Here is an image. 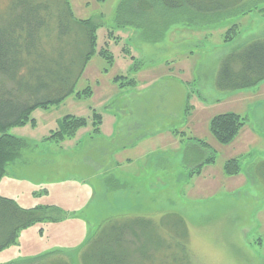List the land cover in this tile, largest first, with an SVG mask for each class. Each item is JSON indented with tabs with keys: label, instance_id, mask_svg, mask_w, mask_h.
<instances>
[{
	"label": "rangeland",
	"instance_id": "obj_1",
	"mask_svg": "<svg viewBox=\"0 0 264 264\" xmlns=\"http://www.w3.org/2000/svg\"><path fill=\"white\" fill-rule=\"evenodd\" d=\"M28 1L45 3L54 14L59 2ZM65 1L75 19L96 25L95 54L77 76L80 56L87 49L82 35L88 26L74 24L66 16L61 22L52 19L49 26L52 24L61 43L46 46L44 58L59 47L57 51L66 56L59 63L62 77L65 66L74 59L75 75L67 76L75 85L72 94L58 104L34 108L30 112L33 123L6 130L23 138L26 146L0 177V196L13 199L20 207L56 205L62 211L44 212L58 217L54 222L43 219L19 230L16 243L0 251V264H24L40 257L48 259L44 264H83L81 255L87 253V243L97 233L136 217L151 220L163 237L175 235L174 240L182 241L190 264H264V153L260 154L264 143L253 150L252 165L242 157L264 137L258 138L243 125L235 138L223 145L208 131L210 117L223 109L243 111L245 122L253 125L254 106L264 100V85L258 92L253 86L250 93L237 99L207 104L226 97L215 86L219 61L242 43L264 38V0H245L213 16L188 9L174 12L161 0ZM15 2L0 0L1 26L12 19L10 6ZM233 26L234 35L225 41V33ZM181 30L186 34L181 36ZM132 31L137 36L130 41L127 33ZM177 41L190 46L181 51L170 49ZM132 42L136 48L141 45L139 52ZM103 47L113 58L109 65L102 58ZM45 59L33 58L29 70L40 62L57 76L60 68ZM71 65L72 73L75 68ZM138 70L140 75L131 72ZM17 81L33 83L28 74L18 76ZM0 88V94L2 90L16 94L15 84L1 77ZM187 96L192 108L186 110ZM13 100L8 103L20 101ZM95 112L101 117L98 132H93L92 126ZM65 115L84 117L87 125L72 137L55 142L50 136ZM182 128L184 136L180 134L174 141ZM99 132L111 135L110 139ZM188 138L208 145L202 148L211 163L198 168L190 164ZM120 146L127 149L121 155ZM125 156L137 159L128 172L131 176L122 180L115 177L113 170L118 169H114L113 160ZM229 159H236L235 175L224 172ZM173 251L168 252L166 262H172ZM182 252L176 251L180 257Z\"/></svg>",
	"mask_w": 264,
	"mask_h": 264
},
{
	"label": "trees",
	"instance_id": "obj_2",
	"mask_svg": "<svg viewBox=\"0 0 264 264\" xmlns=\"http://www.w3.org/2000/svg\"><path fill=\"white\" fill-rule=\"evenodd\" d=\"M15 1L14 5L10 6L9 14L12 15V19L7 21L5 26L0 25V77L14 83L15 91H13L16 92L15 96L9 94V91L3 90L0 94V177L5 170V166L18 158L20 150L26 146V141L23 138L7 133L6 130L9 127L23 126L29 122L33 123L30 112L34 108L45 109L50 105L58 104L65 97L72 94L75 85V82L70 81L67 76L69 73L75 75L76 68L72 66L74 59H71L65 66L64 77H62L63 68L59 63H62V56L64 55V59L66 56L63 52L57 51L59 47L53 48L51 57L44 58L46 51L44 48L46 46L51 48L56 43L58 45L61 43L60 36L55 35L52 24L51 27L49 26L52 19L61 22L66 16L74 24H83V27L88 26L86 27V35H82L87 49L80 56L77 76L85 68L91 56L95 54L94 30L96 25L88 20L75 19L72 12H70L67 1L59 0V2H56L58 7L56 14L45 3L38 1L29 3L28 0ZM243 2L244 0H161L165 8L173 9L174 12L180 9H188L208 16L232 10ZM62 8L65 9V12H62ZM66 10H68V13ZM234 28V26L231 27L225 33V41L232 38L235 33ZM103 49L102 58L109 65L112 63L113 58L106 55V48L103 47ZM33 58L45 59L47 63H54V66L60 68L57 71L59 77L40 62L29 70L28 65ZM70 65L75 68L72 73L69 70ZM23 74H28V79L33 83H29V81L19 84L17 78ZM45 80L49 81L46 83ZM263 80L264 38H260L231 51L219 61L215 86L220 91H236L251 88ZM60 88L64 89L60 90V94L57 93L59 95L54 92L55 96L39 98V96L49 91H58ZM16 98L20 101H15V104L8 103ZM188 100L189 97L187 96L184 108L186 110L191 107ZM245 120V117L234 112L215 114L209 120L208 131L218 143L226 145L235 138L238 131L245 124ZM100 123V114L93 113V132H98ZM58 125L56 131L50 136V139L55 142L72 137L78 129L87 125V120L84 117L65 115L59 118ZM181 133L178 132V134ZM188 139L196 144L195 151L192 153L193 160L189 161L190 164L198 168L203 164L211 163V160L205 157V151L202 148V146L208 147V145L201 139ZM223 169L226 175L237 174L236 159L227 160ZM48 210L62 211L56 205H36L23 208L17 205L13 199L0 196V251L16 243L19 230L36 222H41L43 219L56 221L58 217L53 218L46 213L44 215V212ZM130 219L126 224L105 227L97 233L87 243V246L85 245L87 253H82L81 262L83 264H190V259L184 252V245L180 243L182 241L174 240L176 239L175 235L163 237L160 232L158 234L149 219L140 217ZM180 227H182V224ZM182 229L180 234L183 237L184 228ZM128 236L132 239L129 240ZM178 248L184 252V254L182 252V257L176 253ZM170 250H174L171 255L172 262H166ZM158 255L159 257L164 256L165 259L160 261ZM45 260L48 259L40 257L30 259L24 264H44ZM12 264L23 263L13 262Z\"/></svg>",
	"mask_w": 264,
	"mask_h": 264
},
{
	"label": "crops",
	"instance_id": "obj_3",
	"mask_svg": "<svg viewBox=\"0 0 264 264\" xmlns=\"http://www.w3.org/2000/svg\"><path fill=\"white\" fill-rule=\"evenodd\" d=\"M245 1V0H244ZM242 4V3H241ZM240 4V5H241ZM238 7V6H237ZM234 8H236V7H234ZM189 11H191L192 13H195V14H200V13H198V12H196V11H193V10H189ZM226 12V11H225ZM222 14V13H221ZM203 15V14H202ZM186 26V25H185ZM187 26H191V25H187ZM189 31H191V30H189ZM188 32V31H187ZM179 33H180V35L182 36V35H184V34H186V32H182V30L181 31H179ZM178 34V33H177ZM127 35H128V37H129V39H130V41L132 40L131 38L134 36V38L137 36V33L136 32H134V31H132V33L131 32H129V33H127ZM180 39V38H179ZM256 39H260V38H256ZM181 40V39H180ZM187 40V39H186ZM253 40H255V39H253ZM250 41H252V40H250ZM250 41H248V42H250ZM248 42H246V43H248ZM246 43H242L241 45L243 46V44L245 45ZM240 45V46H241ZM132 46L134 47V49H135V51H140L141 50V48H140V44H138V47L136 48V46L133 44V42H132ZM189 46H190V43H188V42H186V41H177L176 43H173V47L172 48H170V49H172V50H175V51H181V50H185V49H188L189 48ZM238 48V47H237ZM138 51V52H139ZM132 61H133V59H132ZM141 61V60H140ZM139 71V70H138ZM131 71L132 73H134V75L136 74V75H140L141 73H142V71ZM179 80H182V82L187 86L188 85V83H186L185 82V80H183V79H179ZM263 85H264V80L263 81H261L260 83H258L257 85H255V92H258L259 91V89L260 88H262L263 87ZM251 89H241V90H236V91H224L226 94V97L224 98V99H222V100H218L217 98H215V99H213L210 103H207V104H209V105H211V106H215V105H218L219 103H221V101H224V100H233V98L234 99H237L238 97H239V95H246L247 93H250L249 91H250ZM255 92L254 93H251V95H255ZM188 94H192V92L191 93H189L188 92ZM198 96V95H197ZM264 96H262V98H263ZM259 99H261L260 98V96H259ZM185 101H186V98H185ZM185 101H184V103H185ZM183 106H184V104H182ZM195 107V106H194ZM191 108H192V105H191ZM236 109V108H235ZM254 110L256 111L255 113V116L254 115H252L253 116V125L252 124H250V126L245 122V127L249 130V131H251V133L252 134H254V135H257V136H259L258 138H260V137H264V100H260L259 101V104H257L256 106H254ZM225 112H234V113H237V114H239V115H241L242 114V112L243 111H237V110H233V108L232 109H223V111H221V112H219V113H225ZM259 112V114H258V116H257V113ZM219 113H217V114H219ZM109 115V114H108ZM241 116H243V117H245L244 115H241ZM211 118V117H210ZM113 126V125H112ZM112 126H111V128H112ZM111 130V129H110ZM159 130H161V132H162V134H164L166 131H164L163 129H159ZM169 131H172L173 129H168ZM178 131V130H177ZM103 132V131H102ZM102 132H99V133H97L98 135H101V136H104V138H107V139H110V137H111V135H108L109 137H106V135H104ZM181 132H183V133H181L183 136H184V134H185V132L183 131V128H182V131ZM110 134V133H109ZM175 135V134H174ZM180 136V134H178L177 136H175L174 137V141H175V139L177 140V138ZM178 141V140H177ZM180 141V140H179ZM261 142H263L264 143V138L259 142V144L258 145H256L255 147H253L254 145H251V147H249L248 148V150H247V152L245 151V153H243L244 155L242 156L243 157V159H246V161H248L249 160V162H248V165H252L253 164V160H254V158H253V150L257 147V146H261ZM186 143H188V145H189V149L190 150H192V153L195 151V146H196V144L194 143V141H192V140H186ZM180 144V146H181V143H179ZM191 144V145H190ZM257 148H259V147H257ZM119 150H120V155L125 151V150H127V149H125V148H122L121 146H120V148H118ZM119 150H116V152L117 151H119ZM262 153H264V151H262V152H260V154H262ZM145 154V153H144ZM115 155H117V154H115ZM192 156H193V154H192ZM191 156V158H193ZM256 156L258 157V156H260L259 154H256ZM120 158H123V159H119V158H117V157H115L114 158V160H113V162H114V169L116 168V169H118L120 172H125V176H123V174L122 173H120V172H118V170H113V171H115L116 172V176L115 177H117V178H120V179H122V180H124V179H128V177L129 176H131L128 172H131L132 171V168H131V164L133 163V162H135L136 161V159H137V156L136 157H129V156H125V157H120ZM117 159V160H116ZM129 162V163H128ZM127 165V166H126ZM127 168L126 169V171H124V168ZM60 184L58 183V186H59Z\"/></svg>",
	"mask_w": 264,
	"mask_h": 264
}]
</instances>
